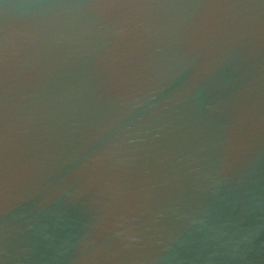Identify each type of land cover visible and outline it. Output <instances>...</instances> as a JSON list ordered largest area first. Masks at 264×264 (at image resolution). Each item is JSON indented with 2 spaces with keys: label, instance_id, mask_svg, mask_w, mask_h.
<instances>
[{
  "label": "water",
  "instance_id": "water-1",
  "mask_svg": "<svg viewBox=\"0 0 264 264\" xmlns=\"http://www.w3.org/2000/svg\"><path fill=\"white\" fill-rule=\"evenodd\" d=\"M0 264H264V0H0Z\"/></svg>",
  "mask_w": 264,
  "mask_h": 264
}]
</instances>
